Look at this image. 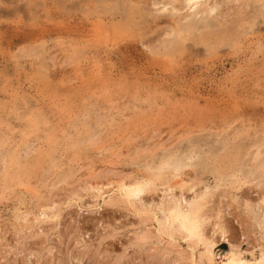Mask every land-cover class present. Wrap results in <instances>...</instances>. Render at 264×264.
Listing matches in <instances>:
<instances>
[{
  "label": "rangeland",
  "instance_id": "obj_1",
  "mask_svg": "<svg viewBox=\"0 0 264 264\" xmlns=\"http://www.w3.org/2000/svg\"><path fill=\"white\" fill-rule=\"evenodd\" d=\"M97 1L0 0V264H223L231 252L264 264L263 0L246 1L239 39L211 53L204 28L173 52L161 45L170 36L156 38L186 7L134 0L149 9L147 24L125 17L127 4ZM239 1L212 0V14L228 19ZM149 37L155 51L139 43ZM237 147L238 171L217 173L218 157ZM162 163L178 168L177 186H148L133 205L120 198L122 178ZM89 182L103 183L102 194ZM176 197L204 204L210 247L157 223L156 205Z\"/></svg>",
  "mask_w": 264,
  "mask_h": 264
},
{
  "label": "bare ground",
  "instance_id": "obj_2",
  "mask_svg": "<svg viewBox=\"0 0 264 264\" xmlns=\"http://www.w3.org/2000/svg\"><path fill=\"white\" fill-rule=\"evenodd\" d=\"M97 1V0H95ZM112 4L111 6H115V3H121L122 4H127V8L125 9V17H131L132 20L134 18V15H136V19L139 17L142 19V21L145 23L147 22L148 18H147V11L149 10L148 7L145 9H148L147 11H143V8L140 7L139 3L140 0H138L137 4L134 0H111ZM177 0H167L165 2H162L161 0L157 1V0H151L147 1V5L150 4H157L158 2H161V6L166 5L165 3L169 2L172 5V8L175 10H180L184 7L187 8V12L184 13H179L177 14L178 17L176 19L175 17V25L174 26H170L171 22L169 23V27L167 29H163L161 30V32H159V34L157 33V37L158 38L160 35H164V36H170V38L167 39H162V46H164V50L166 52H173L174 50H178L179 47H181L184 44V41H186V39H189L188 37L191 36L192 38V33H194L195 30H200V28H204L203 31H205L204 33H200L199 36L200 39L199 41L202 42L206 49L207 52H213L214 50L218 49L219 47H223V46H230L235 44V40L238 38L239 36V32L235 29L234 24L237 22V20L243 21L244 20V15L243 13V8L244 6H247V0H236L239 1L238 5H237V9L235 11V14L233 16H231L228 19H224V20H220V15H219V19H217L216 15H213L214 10L216 9V4L218 3H211V1L208 0H183L182 4H174ZM228 0H226L227 2ZM234 1V0H231ZM98 2V1H97ZM230 2V0H229ZM250 2V1H249ZM111 3V2H109ZM108 4V3H107ZM143 4V3H142ZM231 4V3H228ZM257 4V3H256ZM98 5V4H97ZM110 5V4H109ZM144 5V4H143ZM232 5V4H231ZM261 5H264V0L261 1ZM146 6V5H145ZM249 6V5H248ZM159 7V6H158ZM115 8V7H114ZM150 8V7H149ZM165 9V8H164ZM246 9V8H244ZM264 9V8H263ZM149 12V11H148ZM204 13L205 16L201 17V13ZM256 12V11H255ZM115 14H117V11L115 10L114 12ZM202 13V14H203ZM213 13V14H212ZM218 13V12H217ZM231 13V12H230ZM112 14V12H111ZM109 14V15H111ZM188 14H200V16L198 17L199 19H197V21L195 23L191 22V21H186L185 19L189 16ZM203 14V15H204ZM219 14V13H218ZM217 14V15H218ZM254 14V13H253ZM261 14V13H260ZM114 14H112L113 16ZM122 15V14H121ZM213 15V16H211ZM223 15V14H222ZM247 15V14H246ZM264 15V14H263ZM176 16V15H175ZM227 16V15H226ZM111 17V16H110ZM109 17V18H110ZM115 17V15H114ZM124 17V18H125ZM152 17V16H151ZM155 17V16H154ZM173 17V16H172ZM192 17V16H191ZM208 17H214L215 18V22H214V26H211L209 24V22L207 21L206 18ZM123 18V17H122ZM189 18V17H188ZM187 18V19H188ZM248 18V16H247ZM113 19V18H111ZM126 19V18H125ZM130 19V18H129ZM151 19V18H150ZM149 19V20H150ZM206 19V20H205ZM140 20V19H137ZM134 20V21H137ZM154 20V19H153ZM210 20V19H209ZM214 20V19H213ZM124 21V20H123ZM130 22V20L127 19V22ZM173 21V20H172ZM127 22L126 25H127ZM150 22V21H149ZM152 22V20H151ZM246 22V21H245ZM137 23H139L137 21ZM154 23V22H153ZM162 23V22H160ZM249 23V22H248ZM251 23V22H250ZM148 24V22H147ZM165 24V23H164ZM173 24V23H172ZM131 25V24H130ZM133 25V24H132ZM137 25V24H135ZM134 26V25H133ZM141 26V25H140ZM145 25H143V28ZM159 27V26H157ZM249 27V26H248ZM134 28H137L134 26ZM140 28V27H138ZM137 28V29H138ZM147 29V28H146ZM152 29V28H151ZM145 30V29H144ZM138 32V30H136ZM135 31V32H136ZM142 31V29H141ZM144 32V31H142ZM201 32V31H200ZM140 33V32H139ZM241 33V32H240ZM145 33H143L144 35ZM142 35V36H143ZM138 36H141L138 35ZM141 36V37H142ZM145 36V35H144ZM145 38V37H143ZM154 38V37H153ZM152 38V39H153ZM154 38V40L156 39ZM150 37L148 39H144L142 40V42H139L141 44H144L147 48H149L150 51H155L154 49H157L160 47V45L157 46H151V43L153 42ZM239 39V38H238ZM246 39V38H245ZM112 45H115L114 40L112 39ZM160 41V43H161ZM251 41V40H250ZM143 46V45H142ZM161 46V47H162ZM127 47V46H125ZM129 47V46H128ZM156 47V48H155ZM230 48V47H229ZM264 48V46H263ZM181 49V48H180ZM184 49V48H183ZM186 49V48H185ZM233 49V48H232ZM163 50V51H164ZM182 51V50H181ZM184 51V50H183ZM34 52V51H33ZM158 52V51H157ZM160 52V51H159ZM158 52V53H159ZM253 52V51H252ZM38 54V53H37ZM149 55V54H148ZM166 55V54H165ZM157 56V55H156ZM155 56V57H156ZM173 56V55H172ZM167 57V56H166ZM171 57V55L169 56ZM242 117V116H241ZM235 119V118H234ZM223 122V121H222ZM237 122V121H236ZM230 124V123H229ZM232 124V123H231ZM243 126V125H242ZM254 131V130H253ZM205 134V133H204ZM224 134V133H223ZM245 134V131H244ZM231 135V134H230ZM240 135V134H239ZM236 136V135H235ZM214 137V136H213ZM234 137V136H233ZM256 138V137H255ZM258 138V137H257ZM185 139V138H184ZM187 139V138H186ZM253 140V139H251ZM257 140V139H256ZM264 140H262L263 142ZM261 142V143H262ZM176 143V142H175ZM259 143V144H261ZM219 144V143H218ZM259 144H254L255 146V151H254V157H256L260 151L258 150V146ZM263 145V144H262ZM248 146V145H247ZM24 147V146H23ZM22 147V148H23ZM173 147V146H172ZM239 147V146H238ZM233 148L234 150H229L226 151L221 157H218L217 161L215 162L213 169L219 173V174H223L224 176L228 174L230 175H234L236 171L238 170H233L232 166L234 163H236L238 160V157L240 156V148ZM167 148V147H166ZM242 148V147H241ZM25 149V148H24ZM262 148H260L261 150ZM27 150V149H25ZM28 151V150H27ZM26 151V152H27ZM182 151V150H181ZM4 152V151H3ZM25 152V151H24ZM25 152V153H26ZM165 152V151H164ZM214 154V153H213ZM10 155V154H9ZM43 155V154H42ZM262 155V154H261ZM40 156V155H39ZM45 156V155H44ZM150 156V155H149ZM174 156V155H173ZM16 157L14 156V159ZM42 158V157H41ZM240 158V157H239ZM10 159L13 160V157H10ZM209 159V158H208ZM211 159V158H210ZM253 159V158H252ZM247 161V160H246ZM9 162V161H8ZM39 162V161H38ZM140 162V161H139ZM172 164V163H171ZM237 164V163H236ZM252 164V163H251ZM254 164V163H253ZM6 165V164H5ZM11 165V164H10ZM147 165V164H146ZM256 165V164H255ZM257 166H259V168L264 167V157L261 159V161L257 164ZM34 167V166H33ZM145 167V166H144ZM143 167V168H144ZM153 167V166H152ZM191 167V166H190ZM4 168V167H3ZM24 168V167H23ZM236 168V167H235ZM31 169V168H30ZM154 169V168H153ZM263 169V168H262ZM10 170V169H9ZM12 170V169H11ZM19 170V168H18ZM46 171V170H45ZM263 171V170H262ZM14 172V171H13ZM16 172V171H15ZM214 172V171H213ZM215 172V173H216ZM66 173V172H65ZM248 173V172H247ZM246 173V174H247ZM259 173V172H258ZM7 174V173H6ZM190 174V173H189ZM257 175V174H256ZM6 176V175H5ZM178 176V168L176 166H170V165H165V163H162L161 165L157 166V168H155L154 170H152L145 178H141V179H137V180H132L129 182L126 181H120L116 184V188L118 191V195L121 196L120 198L123 199V201L128 204V205H133L134 201L132 200V198L136 195H138L139 193H141L142 191H144V189L148 186L154 185L156 184H162L164 186L165 190H170L172 188H174L175 186H177L179 184V181L177 178ZM3 177V175H2ZM1 177V178H2ZM123 177V176H122ZM257 177V176H256ZM58 178V177H57ZM108 178V177H107ZM198 178V177H197ZM223 178V177H222ZM241 178V177H240ZM239 177L236 178L233 181H229L228 182V186L229 187H233L236 186L237 184L240 185L241 182H243V179H240ZM252 178V177H251ZM259 178V176H258ZM6 179V178H4ZM3 179V180H4ZM94 179V178H93ZM125 179V178H124ZM200 179V178H199ZM250 179V178H249ZM261 179V178H260ZM232 180V179H231ZM97 181V180H96ZM110 181V180H109ZM118 181V180H117ZM208 181V180H207ZM246 181V180H245ZM253 181V180H252ZM116 182V181H115ZM192 182V181H191ZM244 183V182H243ZM242 183V185H243ZM4 184V183H3ZM106 184V183H105ZM155 184V185H156ZM201 184V183H200ZM219 184V183H218ZM255 184V183H254ZM161 185V186H162ZM182 185V184H181ZM181 185L178 187L180 188ZM220 185V184H219ZM224 185V183H223ZM248 185V184H247ZM183 186V185H182ZM263 186V185H262ZM55 187V186H54ZM104 187L103 183H93V182H89L88 183V188L91 189L93 192L95 193H100ZM190 187V186H189ZM206 187V186H205ZM159 188V186H158ZM191 188V187H190ZM258 188V187H257ZM115 189V188H114ZM147 189V188H146ZM203 190V189H202ZM103 192V191H102ZM104 192H105V188H104ZM112 192V191H111ZM175 192V191H174ZM189 192V191H188ZM91 193V192H90ZM94 193V194H95ZM210 192H202L201 194H199L200 198H202L201 200L203 201V198L205 196H207ZM102 193H100L101 195ZM114 194V193H113ZM196 194V193H195ZM205 194V195H204ZM99 195V196H100ZM116 195V194H115ZM76 196V195H75ZM97 196V195H96ZM180 196V194H179ZM263 196V195H262ZM175 197V196H174ZM103 198V196H102ZM235 198V197H234ZM233 198V199H234ZM255 198V197H254ZM137 199V198H136ZM148 199V198H147ZM206 199V198H205ZM173 200V204L171 206H161L159 204H157L156 206H158V209L161 213V217L156 218L157 223L160 224V226H162L166 232V234L171 235V233L174 232H178L179 236L183 235L184 237L191 239V240H196V241H200L202 242L204 245H207V241L204 238L205 236H203L204 234H202V222L204 220V218L206 219L208 216L206 215L205 217L203 216V214L205 213L203 210L204 204L199 201L198 199L192 197L190 199H182L181 197H176L175 201ZM239 200V199H238ZM156 201V200H155ZM161 201V200H160ZM259 201V200H258ZM150 202V201H149ZM230 202V201H229ZM234 202V201H233ZM240 202V201H239ZM238 202V203H239ZM45 203V202H44ZM205 203V201H204ZM242 203V201H241ZM112 204V203H111ZM148 204V203H147ZM151 204V202H150ZM149 204V205H150ZM165 204V202L163 203ZM233 204V203H232ZM261 204H262V208L264 210V197H262L261 199ZM54 205V203H53ZM142 205V204H141ZM145 205V204H144ZM143 205V207H144ZM167 205V203H166ZM169 205V204H168ZM152 206V205H151ZM135 207V206H134ZM150 207V206H149ZM222 207V206H221ZM245 207V206H244ZM42 208V207H41ZM136 208V207H135ZM145 208V207H144ZM243 208V207H242ZM44 211V208H42ZM48 209V208H47ZM150 209V208H149ZM244 209V208H243ZM41 212V214L44 216V212ZM46 211V210H45ZM13 212V211H12ZM146 212V211H145ZM153 212V211H152ZM242 212V211H241ZM262 212V211H261ZM22 213V212H21ZM20 213V214H21ZM246 213V212H245ZM27 214V212H26ZM135 214V213H134ZM157 214V213H156ZM22 215V214H21ZM28 215V214H27ZM26 215V216H27ZM39 215V214H38ZM37 215V216H38ZM41 215V216H42ZM140 215V214H139ZM154 215V214H153ZM159 215V214H158ZM20 216V215H19ZM36 216V217H37ZM31 217V216H30ZM34 217V218H36ZM50 217V216H49ZM158 217V216H157ZM16 218V217H15ZM22 219H26L25 216H21ZM38 218V217H37ZM143 218V217H142ZM150 218V217H149ZM28 219V218H27ZM47 219V218H46ZM50 219V218H49ZM32 220V219H31ZM41 220V219H40ZM43 220V219H42ZM155 220V218H154ZM27 221V220H26ZM56 221V220H55ZM205 221V220H204ZM251 221V220H250ZM32 222V221H31ZM140 222V221H139ZM216 223V222H215ZM217 223H219V221H217ZM216 223V224H217ZM215 224V225H216ZM222 224V223H221ZM219 226H216L218 228V231L223 232V228ZM25 225V224H24ZM249 226V225H248ZM216 228V229H217ZM159 230V229H158ZM161 231V229H160ZM164 232V233H165ZM211 233V232H210ZM221 234V233H220ZM176 235V234H175ZM167 236V235H166ZM182 236V237H183ZM177 237V236H176ZM183 237V238H184ZM175 239V238H174ZM185 240V239H184ZM189 241V240H188ZM210 242V241H209ZM208 242V243H209ZM260 244V243H259ZM198 245V244H197ZM201 246V245H200ZM208 246V245H207ZM210 247V246H208ZM190 249V248H189ZM233 249V248H232ZM231 249V250H232ZM229 252V250H228ZM204 253V252H203ZM207 253L208 255H210V249L207 248ZM189 254V253H188ZM263 254V253H262ZM225 255V254H224ZM236 253H228L225 256V260L223 262V264H239V258L236 257ZM192 256V255H191ZM190 256V258H191ZM212 256V255H211ZM210 256V257H211ZM252 256V255H251ZM188 257V256H187ZM214 257V256H213ZM258 257V256H257ZM264 257V255H263ZM263 257H260L263 258ZM192 259V258H191ZM208 259V258H207ZM264 259V258H263ZM212 260V259H211ZM190 261V260H189ZM245 261V260H244ZM263 261V260H262ZM193 263V262H192ZM260 263V262H259Z\"/></svg>",
  "mask_w": 264,
  "mask_h": 264
}]
</instances>
